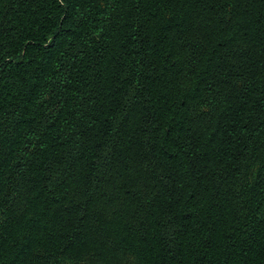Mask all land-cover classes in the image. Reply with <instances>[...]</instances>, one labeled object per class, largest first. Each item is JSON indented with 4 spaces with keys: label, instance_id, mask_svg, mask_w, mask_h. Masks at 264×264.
I'll use <instances>...</instances> for the list:
<instances>
[{
    "label": "trees",
    "instance_id": "trees-1",
    "mask_svg": "<svg viewBox=\"0 0 264 264\" xmlns=\"http://www.w3.org/2000/svg\"><path fill=\"white\" fill-rule=\"evenodd\" d=\"M264 264V0H0V264Z\"/></svg>",
    "mask_w": 264,
    "mask_h": 264
},
{
    "label": "rangeland",
    "instance_id": "rangeland-1",
    "mask_svg": "<svg viewBox=\"0 0 264 264\" xmlns=\"http://www.w3.org/2000/svg\"><path fill=\"white\" fill-rule=\"evenodd\" d=\"M79 264H93V263H91L89 260H83L81 263H79Z\"/></svg>",
    "mask_w": 264,
    "mask_h": 264
}]
</instances>
